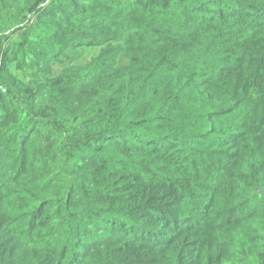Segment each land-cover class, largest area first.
<instances>
[{
	"label": "trees",
	"instance_id": "1",
	"mask_svg": "<svg viewBox=\"0 0 264 264\" xmlns=\"http://www.w3.org/2000/svg\"><path fill=\"white\" fill-rule=\"evenodd\" d=\"M0 264H264V0H0Z\"/></svg>",
	"mask_w": 264,
	"mask_h": 264
}]
</instances>
